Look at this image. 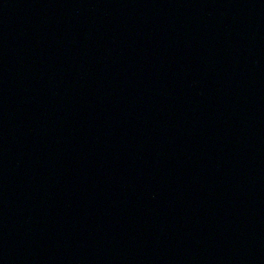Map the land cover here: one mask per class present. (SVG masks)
<instances>
[{"label": "water", "instance_id": "water-1", "mask_svg": "<svg viewBox=\"0 0 264 264\" xmlns=\"http://www.w3.org/2000/svg\"><path fill=\"white\" fill-rule=\"evenodd\" d=\"M0 264H264V0H0Z\"/></svg>", "mask_w": 264, "mask_h": 264}]
</instances>
